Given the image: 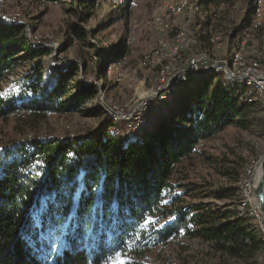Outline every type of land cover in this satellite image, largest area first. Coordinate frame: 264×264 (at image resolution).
<instances>
[{"label": "trees", "instance_id": "16d2710c", "mask_svg": "<svg viewBox=\"0 0 264 264\" xmlns=\"http://www.w3.org/2000/svg\"><path fill=\"white\" fill-rule=\"evenodd\" d=\"M221 1L200 4L209 10ZM130 4L126 0L124 9ZM253 14L254 0H249L247 26ZM70 29L77 40L95 47L80 25ZM72 43L65 41V50ZM50 54L29 44L24 27L0 23V83L21 60L33 63L19 94L0 97V120L23 113L35 126L51 115L105 114L99 106L86 108L99 89L81 85L80 67L73 64L54 72L45 64ZM127 55L121 40L91 57L105 89L106 65ZM88 62L84 57L85 82ZM212 77H191L169 117L160 118L139 140H122L127 128L113 125L109 117L84 136L30 137L3 149L0 264H106L109 248L123 252L129 245L126 258L131 264H146L151 252L176 239L207 246L208 255L219 263L264 259V240L250 218L227 206L186 201L188 184L179 176L182 164L200 156L202 147L228 128L249 130L264 123L256 103L240 102L242 93L224 83L211 88ZM115 128L122 136L114 135ZM53 234L62 236L67 247L53 242ZM169 264L198 263L177 259Z\"/></svg>", "mask_w": 264, "mask_h": 264}, {"label": "rangeland", "instance_id": "374dc122", "mask_svg": "<svg viewBox=\"0 0 264 264\" xmlns=\"http://www.w3.org/2000/svg\"><path fill=\"white\" fill-rule=\"evenodd\" d=\"M125 1L120 8H115L99 0L97 3L89 1L84 4L74 0H64L56 4L44 3L41 0H4L0 15L5 16L7 11L8 14L20 18L19 24L28 23L30 33L25 25L20 27L25 28L30 44L53 43L58 47L59 51L52 64L77 61L84 65L83 58L89 60L86 83L103 85L104 81L98 80L96 75L98 66L94 61H90L91 57L95 58L100 52L106 51L121 40L126 42L128 33L130 35V31L136 28L127 47L128 55L120 58L124 65L114 70L111 75L105 74L107 88L103 91V101L114 112L129 115L140 100H145L133 118L124 119L105 110L98 101L99 94L86 104V108L91 110L99 106L105 114L100 111V114L94 115H51L34 126L29 116L18 113L8 120H0V152L30 137L84 136L88 132L96 131L103 124V120L109 117H112L113 125H124L123 127L127 128V134L121 137L122 140H139L154 125L135 132L142 121V115L152 112L150 106L143 112L144 104L158 100L159 104L165 107L166 101L163 100L168 99L173 79L186 75L185 71L190 70L191 66L187 60L197 52H203L212 64L220 61L229 64L239 43L245 40V69L248 70L253 64H257L264 72V26L253 31L251 24L247 26L245 23L249 0H222L220 5L209 10L200 4L203 0H184V11L178 15H171L167 11V5L173 0H131L127 10L124 9ZM253 17L252 15L251 18ZM4 21H9L8 26L14 25L11 19L4 18ZM72 24L85 29L89 42L95 45L94 48L87 47L84 42L74 37L70 29ZM93 31L96 33L93 34ZM180 33L185 34L184 42L181 37L175 38ZM69 40L73 43L65 50L63 44ZM50 52L45 58V64L53 54L52 50ZM32 71L33 63L21 60L16 69L0 83V97L19 94L22 83ZM223 79L224 73L213 75L210 79L211 88L219 82L222 83ZM184 84L172 97L169 107ZM241 93L242 98L239 101L248 103L249 101L245 100L247 91ZM254 95L252 103L257 104L258 116L264 118L263 103L259 95ZM155 117L160 116L154 115L153 118ZM112 131L114 135L122 136L119 129ZM263 160L264 123L249 130L228 128L206 143L200 156L182 164L179 176L183 183L188 184L186 201L193 204L208 203L213 208H233L240 216L250 218L255 223L263 239L260 222L264 220L253 195L259 165ZM208 253V247L197 241L176 239L151 252L146 264H169L177 259H186L190 263L198 264H224L219 263L214 256L210 257ZM250 264H264V259L259 257Z\"/></svg>", "mask_w": 264, "mask_h": 264}, {"label": "bare ground", "instance_id": "6f19581e", "mask_svg": "<svg viewBox=\"0 0 264 264\" xmlns=\"http://www.w3.org/2000/svg\"><path fill=\"white\" fill-rule=\"evenodd\" d=\"M99 1H101L105 4H108V5H112L115 8H120L122 6V4L124 3V0H99ZM3 4H4V0H0V7H3ZM185 5H186V3L184 2V0H173V1L169 2V4L167 5V11L171 15H178L182 11H184ZM253 16L254 17L252 19L253 21L251 22L250 28H251V30L256 31V30H259L260 28H262L264 26V0H254V14H253ZM0 23L2 25H5V26H8L7 24H10L9 21L5 22L4 18H1ZM12 23L14 25H11V26H23L24 25L22 23L19 24L18 22H12ZM136 30H137L136 28L134 30H131L130 35L128 33V36L126 38L127 40L125 39V41H126L125 46L126 47H128L130 42L132 41L133 35L136 32ZM179 37H181L180 38L181 41H183V42L185 41V34L184 33H180L179 35L177 34V36L175 38H179ZM241 41H243V40H241ZM239 44L240 45L238 46L237 51L235 53H233V59H232L231 63L228 64L225 61H220L217 63H213V64H218L219 68L204 70L198 74H192L187 79H183V80H178L177 78H174L172 81L173 83L171 84V85H173V87L168 94V99L167 100L162 99L163 101H166V106L163 107L161 104H159L158 100L157 101L156 100L150 101V102H148V104H144L145 107L143 106L144 109L142 111L146 112L147 106H150L152 108V112H147L144 115H142V118H141L142 121L139 123V128L137 130H135V132L138 133L141 129L151 127L161 117H169L170 108H171V107H169V104L171 103L170 101H171L172 97L174 96V94L180 90L181 85L188 82L191 77L201 79L204 77L203 76L204 74H206L210 71H212V73L208 76H213L216 74L218 75L220 73H224V79H223L222 83H224L227 86H231L232 88H234L236 90L238 89L237 91H239V92L247 91V93L245 95V100L249 101L250 103L254 102V99H253L255 97L254 94L259 95V97L263 103L262 114L264 117V80H258V79L237 80L235 78V77H241V75H255L256 77L264 78V72H262L259 69V65H257V64H253L251 67L248 68V70L245 69L244 61H243V57H244L243 52H244V49L247 47L246 41L244 40L243 42H241ZM203 60L206 61L207 63L212 64L210 62L209 58L205 54H203V52L202 53L197 52L194 55V57H192L191 59H188L187 62L190 63L191 66H190V70L185 71L186 75H187V72L193 70L194 64H196L198 62H202ZM122 65H124L123 60H121V59L113 60L106 68V75L113 74L114 70L121 68ZM227 68H229L230 72L233 74V77H231L229 75ZM208 76H206V77H208ZM166 87H168V85ZM141 96H143V93L141 94ZM153 106L156 108H154ZM153 112H155L156 116L159 115L160 117L152 118V120L150 121V118L152 117ZM254 188H255V186H254ZM253 195H254V192H253ZM254 200H255V198H254ZM260 225H261L262 235L264 237V221L260 222Z\"/></svg>", "mask_w": 264, "mask_h": 264}, {"label": "water", "instance_id": "95a60500", "mask_svg": "<svg viewBox=\"0 0 264 264\" xmlns=\"http://www.w3.org/2000/svg\"><path fill=\"white\" fill-rule=\"evenodd\" d=\"M0 21H1V16H0ZM27 27V31L28 33H30V25L28 23L24 24ZM29 40V39H28ZM30 44V43H29ZM32 47L34 48H39V49H50L53 51V54L49 57L48 61H47V66L50 70L57 72V71H61L62 69L66 68L69 65H73L76 64L80 67V83L81 85H83L85 88H89L92 86L98 87L99 89V97H98V101L100 103V105L107 110L110 114L115 115L116 117H120V118H133L139 107L141 106V104L143 103V101L145 99H142L138 102V104L136 105L135 109L133 110V112L129 115H121L120 113H116L114 112L112 109H110L103 101V91L105 89V87L103 85H100L98 83H86L84 81V70L85 67H83L84 65L82 63H79L77 61H67V62H61L57 65L52 64L53 58L56 56V54L58 53L59 49L58 47L53 44V43H42V44H37L34 42H31L30 44ZM228 73L231 77H233V74L230 72L229 68H227ZM212 73V71L204 74L203 76L206 77L208 75H210ZM237 80H246V76L244 77H235ZM258 179L257 182L255 184V188H254V198L256 201V204L259 208V211L264 219V160L260 163L259 165V169H258Z\"/></svg>", "mask_w": 264, "mask_h": 264}, {"label": "snow or ice", "instance_id": "6c2138e0", "mask_svg": "<svg viewBox=\"0 0 264 264\" xmlns=\"http://www.w3.org/2000/svg\"><path fill=\"white\" fill-rule=\"evenodd\" d=\"M83 184H84V181H83V178H81L80 191H84ZM52 240L55 243H59L61 249L67 247L62 236H58V235L53 234ZM119 247H121V248L124 247L123 242H121ZM128 251H131L130 245L123 252L117 251L116 246L109 248L107 250V254L105 256L106 264H131V261L126 258Z\"/></svg>", "mask_w": 264, "mask_h": 264}, {"label": "built area", "instance_id": "2783aa9c", "mask_svg": "<svg viewBox=\"0 0 264 264\" xmlns=\"http://www.w3.org/2000/svg\"><path fill=\"white\" fill-rule=\"evenodd\" d=\"M1 18L11 19V20H13V22H20V18L14 17V14H8L7 11H6V15L5 16H1ZM213 68H219L218 64H210V63H207L206 61L203 60L202 62H198V63L194 64L193 70L187 72V75H181L177 79L178 80L187 79L192 74H198V73H200V72H202L204 70H210V69H213ZM244 76H246V79L264 80V78H259V77H256L255 75H241V77H244ZM154 115H155V112H153V115L150 118V121L152 120Z\"/></svg>", "mask_w": 264, "mask_h": 264}, {"label": "crops", "instance_id": "0c3cea01", "mask_svg": "<svg viewBox=\"0 0 264 264\" xmlns=\"http://www.w3.org/2000/svg\"><path fill=\"white\" fill-rule=\"evenodd\" d=\"M153 23H155L154 21H153ZM151 24V23H150ZM152 25V24H151ZM171 28H173L172 26H171Z\"/></svg>", "mask_w": 264, "mask_h": 264}]
</instances>
